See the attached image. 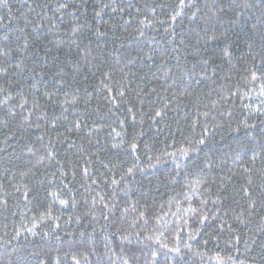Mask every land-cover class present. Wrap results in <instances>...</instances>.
Masks as SVG:
<instances>
[{"label": "trees", "instance_id": "1", "mask_svg": "<svg viewBox=\"0 0 264 264\" xmlns=\"http://www.w3.org/2000/svg\"><path fill=\"white\" fill-rule=\"evenodd\" d=\"M0 264H264V0H0Z\"/></svg>", "mask_w": 264, "mask_h": 264}]
</instances>
